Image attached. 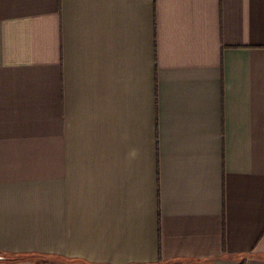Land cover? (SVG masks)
Masks as SVG:
<instances>
[{"label": "crops", "instance_id": "crops-1", "mask_svg": "<svg viewBox=\"0 0 264 264\" xmlns=\"http://www.w3.org/2000/svg\"><path fill=\"white\" fill-rule=\"evenodd\" d=\"M0 264H264V0H0Z\"/></svg>", "mask_w": 264, "mask_h": 264}, {"label": "rangeland", "instance_id": "rangeland-1", "mask_svg": "<svg viewBox=\"0 0 264 264\" xmlns=\"http://www.w3.org/2000/svg\"><path fill=\"white\" fill-rule=\"evenodd\" d=\"M22 260H26V259H25V258H24V259H21V258H20V259L16 260V262H18V261H22Z\"/></svg>", "mask_w": 264, "mask_h": 264}, {"label": "trees", "instance_id": "trees-1", "mask_svg": "<svg viewBox=\"0 0 264 264\" xmlns=\"http://www.w3.org/2000/svg\"><path fill=\"white\" fill-rule=\"evenodd\" d=\"M18 260V259H17Z\"/></svg>", "mask_w": 264, "mask_h": 264}]
</instances>
